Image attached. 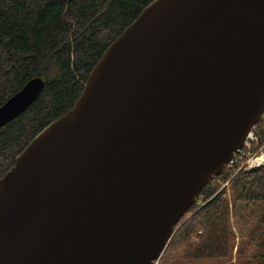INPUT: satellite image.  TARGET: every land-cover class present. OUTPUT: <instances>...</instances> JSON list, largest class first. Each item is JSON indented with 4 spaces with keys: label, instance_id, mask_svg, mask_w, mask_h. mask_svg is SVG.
I'll use <instances>...</instances> for the list:
<instances>
[{
    "label": "water",
    "instance_id": "obj_1",
    "mask_svg": "<svg viewBox=\"0 0 264 264\" xmlns=\"http://www.w3.org/2000/svg\"><path fill=\"white\" fill-rule=\"evenodd\" d=\"M263 109L264 0H153L0 179V264H152Z\"/></svg>",
    "mask_w": 264,
    "mask_h": 264
},
{
    "label": "trees",
    "instance_id": "obj_2",
    "mask_svg": "<svg viewBox=\"0 0 264 264\" xmlns=\"http://www.w3.org/2000/svg\"><path fill=\"white\" fill-rule=\"evenodd\" d=\"M153 0H0V106L34 78L38 98L0 128V179L15 158L48 124L65 114L81 94L105 49ZM264 150V120L255 125ZM233 166L207 184L176 225L157 264L227 259L234 236L229 203L216 179L229 181L231 206L259 203L256 252L240 264H264V166L246 172ZM220 189V190H219ZM196 200V201H197Z\"/></svg>",
    "mask_w": 264,
    "mask_h": 264
},
{
    "label": "rangeland",
    "instance_id": "obj_3",
    "mask_svg": "<svg viewBox=\"0 0 264 264\" xmlns=\"http://www.w3.org/2000/svg\"><path fill=\"white\" fill-rule=\"evenodd\" d=\"M260 152H264L262 146L260 147ZM236 159L238 160V158ZM232 166L233 164L229 165L223 170H227ZM218 180L221 179H216L214 181L215 185L219 186L220 189L225 190L226 198L229 203V224L231 233L234 236L232 252L230 256L227 259L193 260L187 262L179 261L167 264H240L243 260L251 259L253 254L256 252L255 236L257 235V231H255V227L257 226L259 218L262 214L261 204L253 202H238L234 207L231 206L230 186L229 184H225L224 187L221 188L223 181L221 180L222 182L218 183ZM195 203L197 208L203 204L201 199H198Z\"/></svg>",
    "mask_w": 264,
    "mask_h": 264
},
{
    "label": "built area",
    "instance_id": "obj_4",
    "mask_svg": "<svg viewBox=\"0 0 264 264\" xmlns=\"http://www.w3.org/2000/svg\"><path fill=\"white\" fill-rule=\"evenodd\" d=\"M261 119L264 120V109L261 115ZM257 144H258V138L255 133V126H254L251 132L248 134L247 139L244 142L243 146L234 154L232 160L225 168L233 164V166H238L237 170L243 169L246 172L261 169L264 165V152H260V147L257 148L255 151H252L253 147L256 146ZM236 158H238V160ZM221 182H222L221 180H218V183ZM228 183L229 181L227 180L223 182L222 185L220 184L221 188H223L224 185L225 184L227 185ZM157 262L158 259L152 262V264H157Z\"/></svg>",
    "mask_w": 264,
    "mask_h": 264
}]
</instances>
